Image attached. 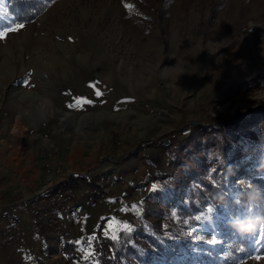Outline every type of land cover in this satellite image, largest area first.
<instances>
[{
	"label": "rangeland",
	"instance_id": "374dc122",
	"mask_svg": "<svg viewBox=\"0 0 264 264\" xmlns=\"http://www.w3.org/2000/svg\"><path fill=\"white\" fill-rule=\"evenodd\" d=\"M221 171L264 177V0H56L22 23L0 0V211L21 226L0 264H98L120 231L115 264H208L236 231L191 192ZM68 175L105 195L54 221L18 204ZM11 228L0 214V240ZM229 264H264V243Z\"/></svg>",
	"mask_w": 264,
	"mask_h": 264
},
{
	"label": "trees",
	"instance_id": "16d2710c",
	"mask_svg": "<svg viewBox=\"0 0 264 264\" xmlns=\"http://www.w3.org/2000/svg\"><path fill=\"white\" fill-rule=\"evenodd\" d=\"M10 12L14 15L15 21L18 23L31 22L35 17L42 12L46 7L55 3L56 0H6ZM218 125L228 126V123L223 122ZM232 181V172L227 171L211 173L209 181H203L196 189L192 190L191 197L197 198L199 204H212L217 207L218 210L223 211L224 208L230 211L231 217L234 216H256L264 215V202L256 203L251 207L248 206V200L246 193H242L241 190L246 184H256L264 187V177H248L241 173L236 181ZM77 184V178L70 175L64 180L60 181L57 187L63 186L75 187ZM221 197L223 198L221 200ZM189 203L192 200H189ZM190 207H188L189 209ZM204 208V207H203ZM5 209V208H4ZM3 216V215H2ZM264 225V224H263ZM259 226V225H258ZM255 233V232H254ZM251 234H239L229 233L226 238V250L225 253L219 256H209L208 264H229L235 259L240 253L244 252L248 247V244L255 241L256 244L264 243V229L259 235L256 233ZM125 232L120 231L116 240L110 239L109 237H103L100 242H94V249L98 255V264H115L116 259L109 257V246L116 251L119 248L127 247V244L122 241V236ZM66 234L64 237L66 238ZM252 240V241H251ZM63 250L69 253V256L73 255V245L69 243L67 239L64 241Z\"/></svg>",
	"mask_w": 264,
	"mask_h": 264
},
{
	"label": "built area",
	"instance_id": "2783aa9c",
	"mask_svg": "<svg viewBox=\"0 0 264 264\" xmlns=\"http://www.w3.org/2000/svg\"><path fill=\"white\" fill-rule=\"evenodd\" d=\"M191 132L192 127L190 125H185L169 131L168 138L172 140L184 139L188 137ZM47 171V177L49 180L54 178L60 172L59 168L53 165H48ZM69 176L70 175H68V177ZM59 183L60 181H57L56 183L45 182L37 192L24 197L19 204H22L32 216L38 218L40 221H54L55 218L52 215L51 209L55 207L64 208L67 204L73 201L75 196L88 195L90 197L100 198L105 195L98 186L85 187L84 189L80 188L77 190V188L72 186H63L59 188L57 187ZM0 214L5 217V222L12 227L0 240L2 245H9L18 238L21 226L18 224L16 214L13 211H7L4 213L3 209L0 211Z\"/></svg>",
	"mask_w": 264,
	"mask_h": 264
},
{
	"label": "clouds",
	"instance_id": "9594fccd",
	"mask_svg": "<svg viewBox=\"0 0 264 264\" xmlns=\"http://www.w3.org/2000/svg\"><path fill=\"white\" fill-rule=\"evenodd\" d=\"M241 192L246 193L249 207L256 203L264 202V188L259 185L251 183L246 184ZM222 199L221 197V200ZM228 223L229 226L239 234H251L256 231L258 225L264 224V215L234 216Z\"/></svg>",
	"mask_w": 264,
	"mask_h": 264
},
{
	"label": "bare ground",
	"instance_id": "6f19581e",
	"mask_svg": "<svg viewBox=\"0 0 264 264\" xmlns=\"http://www.w3.org/2000/svg\"><path fill=\"white\" fill-rule=\"evenodd\" d=\"M6 91V90H5ZM16 94V93H15ZM27 94V95H26ZM26 94H23V96H17V95H11L12 97H13V100L15 101V100H18V106L20 107V109L22 110V107L25 105V102H24V98H25V96H28V95H30L31 96V99L32 100H35V99H37V95L36 94H30L29 92L28 93H26ZM24 97V98H23ZM24 109V108H23ZM41 109H43V107H41ZM44 110V109H43ZM29 110L27 109V110H24V114H29Z\"/></svg>",
	"mask_w": 264,
	"mask_h": 264
},
{
	"label": "snow or ice",
	"instance_id": "6c2138e0",
	"mask_svg": "<svg viewBox=\"0 0 264 264\" xmlns=\"http://www.w3.org/2000/svg\"><path fill=\"white\" fill-rule=\"evenodd\" d=\"M24 27L23 24H19L16 28L12 29L13 31H18L20 28ZM99 95V93H98ZM85 103H90V101H85ZM209 211H211V209H209Z\"/></svg>",
	"mask_w": 264,
	"mask_h": 264
},
{
	"label": "crops",
	"instance_id": "0c3cea01",
	"mask_svg": "<svg viewBox=\"0 0 264 264\" xmlns=\"http://www.w3.org/2000/svg\"><path fill=\"white\" fill-rule=\"evenodd\" d=\"M24 197H25V196H24ZM24 197H23V199H24ZM23 199H21V201H22ZM21 201H20V202H21ZM20 202H19V203H20ZM19 203H18V204H19ZM19 205H20L23 209H25L24 206H23L22 204H19ZM8 206H9V205H8ZM5 208H6V207H5ZM7 208H9V210H11V209H10L11 207H7ZM4 210H5V209H4ZM25 210H26V209H25ZM12 211L16 214V219H17V217H18V212H17V211H14V210H12Z\"/></svg>",
	"mask_w": 264,
	"mask_h": 264
},
{
	"label": "water",
	"instance_id": "95a60500",
	"mask_svg": "<svg viewBox=\"0 0 264 264\" xmlns=\"http://www.w3.org/2000/svg\"><path fill=\"white\" fill-rule=\"evenodd\" d=\"M79 175H83V174H79Z\"/></svg>",
	"mask_w": 264,
	"mask_h": 264
}]
</instances>
